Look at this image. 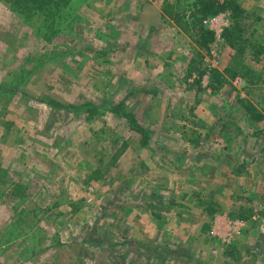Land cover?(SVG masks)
<instances>
[{"label":"rangeland","instance_id":"1","mask_svg":"<svg viewBox=\"0 0 264 264\" xmlns=\"http://www.w3.org/2000/svg\"><path fill=\"white\" fill-rule=\"evenodd\" d=\"M238 2L200 47L186 0H0V264H264V0Z\"/></svg>","mask_w":264,"mask_h":264},{"label":"trees","instance_id":"2","mask_svg":"<svg viewBox=\"0 0 264 264\" xmlns=\"http://www.w3.org/2000/svg\"><path fill=\"white\" fill-rule=\"evenodd\" d=\"M35 0V3L40 7L41 4H49L53 3L57 6V0ZM187 8L184 9V7L180 8L181 15L178 16L177 22L179 28L184 30L186 33H192L191 36L193 39H196V43L199 44L200 47H205L213 38V34L211 31L207 30L203 25L202 21L206 19L207 17H212L218 13H226L229 12L231 14V21H232V27L234 28L235 22L241 21L244 19V13L245 11L242 9L241 5L239 4L238 0H222L220 1H210V0H186ZM178 14V13H177ZM225 40L228 43L229 47H234V42L231 40V36L229 34L227 37H225ZM235 40V39H234ZM239 42V48L240 52L245 51V44L247 42L243 40L242 42ZM216 88V87H215ZM247 110L249 107L245 105V103L241 102ZM54 105H60L58 103H55ZM129 119H131L130 116H127ZM218 209H216V206L212 204L211 202L207 203V207L205 209V213L209 217H213ZM250 218L249 215L243 216L240 219L242 220H248ZM226 255L230 256L232 255V252H227Z\"/></svg>","mask_w":264,"mask_h":264},{"label":"crops","instance_id":"3","mask_svg":"<svg viewBox=\"0 0 264 264\" xmlns=\"http://www.w3.org/2000/svg\"><path fill=\"white\" fill-rule=\"evenodd\" d=\"M219 15V14H218ZM214 16H216V15H214ZM213 17V16H212ZM210 18V17H209ZM205 20V19H204ZM222 22V20L221 19H219L218 20V23L220 24ZM177 27H178V25H177ZM207 29V28H206ZM188 38V43H192V39L190 40V38H191V36H190V34L187 36ZM142 39L144 38V37H141ZM145 40V39H144ZM193 44V43H192ZM194 44L196 45V43L194 42ZM180 80H183V81H185L184 79H181L180 78ZM183 81H182V84H184L183 83ZM185 87H187V86H185ZM184 87V88H185ZM182 88V91H188V89L186 90V89H184L183 87H181ZM200 108V106H197V111H198V109ZM260 114H259V116H260V119H261V121L263 122V124H264V114H263V111H260L259 112ZM248 116V115H247ZM249 120L251 119V117H247ZM259 119V120H260ZM218 120H219V118H218ZM261 121H259V122H261ZM219 122V121H218ZM259 132H261V134L263 135V137L262 136H258L259 135ZM258 136V137H257ZM254 137H255V140L257 139V138H259V137H261L262 139H263V141H264V128H262V130H257L256 132H254V130H253V133L251 134V138L254 140ZM241 147V146H240ZM253 145H252V147H251V150L254 152V150H255V154L257 155V156H260L261 158L263 157V156H261L263 153H264V144L261 146V148L259 149L261 152L260 153H257L256 152V150H258L257 149V147L256 148H253ZM220 149V148H219ZM238 149V148H237ZM223 151V150H222ZM227 150H225V152L223 151V153H225V155L227 154V152H226ZM173 153V152H172ZM222 152H221V155H222V157H221V155L220 154H218V156H216V154H214L213 156H212V158H213V160H212V162L211 163H209V162H205L204 160L202 161V162H200V163H198L197 165H195L196 163L195 162H192V164H191V160L189 159V157L188 156H186V155H183V156H181L182 157V160L179 162V163H181V166L182 167H189V169L190 168H194L195 166H196V168H195V170L196 171H198V172H205V170L204 169H207V164H209V165H211V166H213V168H216V167H221V166H223L222 164H226V162H225V159H223V154ZM125 154H126V152L123 154V156H125ZM169 153L167 152L166 153V158H167V155H168ZM255 156V155H254ZM186 159H185V158ZM200 157V156H199ZM256 157V156H255ZM259 157V158H260ZM246 159H248V156L246 155V158H245V163H246V166H245V168L248 170V173H249V175L251 176L250 178L248 177V179H247V183L248 184H250L251 186H253V183L251 184V181H250V179H253V177H252V170H253V167L252 166H248L247 165V162H246ZM248 160H250V159H248ZM253 160V158L251 157V160H250V162ZM256 160H257V158H256ZM262 160L264 161V159L262 158ZM175 163H178V162H175ZM195 163V164H194ZM206 163V164H205ZM242 163H244V161L242 162H240V164H242ZM244 163V164H245ZM170 165V166H169ZM192 165V166H191ZM195 165V166H194ZM167 167H171V164H169L168 163V165H167ZM248 167L250 168V170L248 169ZM263 167V165H262V163H261V166H260V169ZM244 168V169H245ZM243 169V170H244ZM151 170V169H150ZM259 170H257V172H258ZM262 171V176L264 177V170L262 169L261 170ZM206 174V173H205ZM248 175V176H249ZM230 177H232V175H230ZM232 178H235V177H232ZM167 181H170V180H167ZM140 182V184L142 185V182L141 181H139ZM256 182H258V180H256L255 181V185H258V184H256ZM166 183V182H165ZM146 184H148V183H145V185ZM139 186L138 184L135 186V188H139V187H148L147 185L146 186ZM249 185V186H250ZM153 186V185H152ZM167 185H165V186H156V187H158V188H161L162 190H165V187H166ZM149 189H151L152 187H148ZM154 192V191H153ZM155 193V192H154ZM149 196L147 197V198H151V196H152V190H149V194H148ZM155 197V198H154ZM154 202L152 203V206H151V210H153L152 212L150 211V215L153 217V218H155L157 221H163V222H166V220H168V213L166 212L167 210H164V209H162V208H159V207H161V206H163L164 204L166 205V201H163V199L162 200H158V196L156 195V194H154ZM264 200V199H263ZM172 202V201H171ZM164 203V204H163ZM261 203H263L264 204V202H261ZM161 204V205H160ZM167 206V205H166ZM168 206H170V205H168ZM260 207H262V206H260ZM162 209V210H161ZM159 210V211H163V213H156L157 211ZM164 212H166V213H164ZM167 217V218H166ZM214 217V219L212 220L213 222L215 221V220H220V222L221 223H227L228 224V226L231 224V221L228 219V218H224L223 216H221V215H219L218 216V214H216V215H214L213 216ZM261 220V215L260 214H255V215H252V216H250V218H249V220H245V221H239L240 222V225L241 226H245V225H247L246 224V221H254V222H257V221H260ZM219 223V222H218ZM235 224H237V222L235 223ZM218 226H219V224H217V228H218ZM225 228H227V226L225 225ZM228 229V228H227ZM231 229V228H230ZM229 229V230H230ZM215 231L216 232H218V230L217 229H215ZM140 235H142V237H144V240H145V238H150V240H152V241H155L154 239H155V237H153V235L155 234V236L157 235V231L156 230H154V229H146V232H141L140 231V233H139ZM166 234H167V232H166ZM242 235V234H241ZM150 240H148V242H149V244H150V246H151V241ZM144 244V243H143ZM146 244V243H145ZM144 246V245H143ZM143 246L141 247V249H144L143 248ZM150 246H147V247H150ZM152 247V246H151ZM169 246H167V248H168ZM183 247V246H182ZM139 249H140V247H138ZM142 251V250H141Z\"/></svg>","mask_w":264,"mask_h":264},{"label":"built area","instance_id":"4","mask_svg":"<svg viewBox=\"0 0 264 264\" xmlns=\"http://www.w3.org/2000/svg\"><path fill=\"white\" fill-rule=\"evenodd\" d=\"M223 16H225V13H219V15H216V16H213V17H210V18H206L205 20H203L204 27H206L208 30H212L213 31L215 26L219 24L218 20L221 19L220 17H223Z\"/></svg>","mask_w":264,"mask_h":264}]
</instances>
